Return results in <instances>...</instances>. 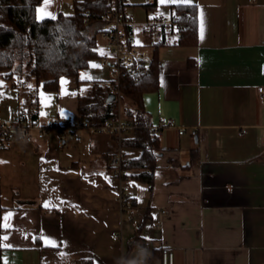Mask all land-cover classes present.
Here are the masks:
<instances>
[{
	"label": "crops",
	"instance_id": "obj_1",
	"mask_svg": "<svg viewBox=\"0 0 264 264\" xmlns=\"http://www.w3.org/2000/svg\"><path fill=\"white\" fill-rule=\"evenodd\" d=\"M75 1L43 0L37 16L55 18L65 3L72 14ZM124 2L134 19L135 6L145 8V21L152 14L147 0ZM178 4L198 7L199 36L194 46L147 48L161 71L145 108L153 126L176 122L161 132L153 188L111 173V156L141 155L114 134L83 130L78 141L53 131L32 144L0 143V264H162L163 248L175 264H264V0H156L153 11ZM98 50L57 92L34 79L2 80L0 120L17 123L35 88L43 123L78 119L79 97L111 78ZM124 186L130 211L121 209Z\"/></svg>",
	"mask_w": 264,
	"mask_h": 264
},
{
	"label": "trees",
	"instance_id": "obj_2",
	"mask_svg": "<svg viewBox=\"0 0 264 264\" xmlns=\"http://www.w3.org/2000/svg\"><path fill=\"white\" fill-rule=\"evenodd\" d=\"M42 1L0 0V85L2 80H12L19 75L26 80L34 79L37 88L42 85L46 91L57 92L62 77L79 79L80 71L88 69L92 60L101 57L98 36L102 16L114 6L122 10L127 6L124 0H77L72 14L60 12L55 18L39 19L37 10ZM145 7L155 10L156 4L146 3ZM174 8L181 15L183 25L179 45H196L198 7L178 4ZM161 45L167 44L161 43L158 47ZM160 71L161 63L155 53L148 75L141 79L131 76L122 79L120 103L108 102L109 88H103L100 82L95 83L88 94L79 97V118L94 126L103 124L106 119H117L119 108H123L122 118L130 121L135 131L133 137L121 139L122 146L138 149L141 155L137 158L123 156L122 178L143 182L150 188L155 184L157 160L163 152L160 140L163 129L153 130L144 95L159 90ZM31 90L37 98L38 89Z\"/></svg>",
	"mask_w": 264,
	"mask_h": 264
},
{
	"label": "built area",
	"instance_id": "obj_3",
	"mask_svg": "<svg viewBox=\"0 0 264 264\" xmlns=\"http://www.w3.org/2000/svg\"><path fill=\"white\" fill-rule=\"evenodd\" d=\"M147 4L154 6L156 0H147ZM151 12V16L145 22L137 23L125 10L114 6L102 16L99 22V36L106 42L103 46L106 54L102 56V59L111 69V78L101 82L100 85L103 88H109L108 97L113 95L115 101L119 103L122 99L120 86L124 77L141 79L149 74L153 56L147 53V48L161 43L177 45L182 38L181 15L175 8L168 14L153 10ZM88 16L89 13H87V20ZM258 92L264 98V85L258 87ZM37 114V98L35 92L30 89L25 102L19 109L18 122L8 124L0 120V143L8 148L13 147L17 142L32 144L37 140L45 139L53 131H58L63 137L70 136L81 141L79 132L83 130L98 134H114L121 141L126 134L135 131L132 123L121 116L117 119H106L103 124L94 126L87 120L73 119L66 114L52 116L45 124ZM174 126H176L174 120L161 118L160 126H153V130L160 132L165 127ZM184 133L183 128L179 130V134ZM191 134L196 136L197 131L193 130ZM245 134L246 130H242L241 135ZM122 161L123 155L118 154L111 156L108 162L113 175L121 179H123L120 170ZM119 200L123 211H130L129 209L133 207L134 201L128 186L123 187ZM130 217L132 218V215ZM162 264H175V254L172 249L163 248Z\"/></svg>",
	"mask_w": 264,
	"mask_h": 264
},
{
	"label": "rangeland",
	"instance_id": "obj_4",
	"mask_svg": "<svg viewBox=\"0 0 264 264\" xmlns=\"http://www.w3.org/2000/svg\"><path fill=\"white\" fill-rule=\"evenodd\" d=\"M133 8V6L131 7ZM134 10V16H135V19L133 18V20L137 23H143L145 22V19H144V16H145V8H143V6H135V8L133 9ZM64 13H69L72 11V8H71V5L68 4V3H65V6L62 10ZM105 40L101 37V36H98V46L99 47H103L105 45ZM147 53L148 54H152V51L150 49H147ZM17 78H24V77H21L19 75H17Z\"/></svg>",
	"mask_w": 264,
	"mask_h": 264
},
{
	"label": "water",
	"instance_id": "obj_5",
	"mask_svg": "<svg viewBox=\"0 0 264 264\" xmlns=\"http://www.w3.org/2000/svg\"><path fill=\"white\" fill-rule=\"evenodd\" d=\"M113 101H115V97L113 95H110L108 97V102H113Z\"/></svg>",
	"mask_w": 264,
	"mask_h": 264
},
{
	"label": "snow or ice",
	"instance_id": "obj_6",
	"mask_svg": "<svg viewBox=\"0 0 264 264\" xmlns=\"http://www.w3.org/2000/svg\"><path fill=\"white\" fill-rule=\"evenodd\" d=\"M161 2L163 3V2H164V0H161ZM170 2H174V0H170Z\"/></svg>",
	"mask_w": 264,
	"mask_h": 264
}]
</instances>
